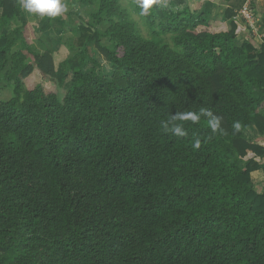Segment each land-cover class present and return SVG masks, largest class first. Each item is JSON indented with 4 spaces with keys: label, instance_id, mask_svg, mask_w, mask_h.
<instances>
[{
    "label": "trees",
    "instance_id": "obj_1",
    "mask_svg": "<svg viewBox=\"0 0 264 264\" xmlns=\"http://www.w3.org/2000/svg\"><path fill=\"white\" fill-rule=\"evenodd\" d=\"M139 2L152 38L119 0H76L86 28L61 42L70 56L56 67L50 18L36 49L19 0H0L11 87L0 101V264H264V190L251 183L264 158V40L239 43L231 11L216 30L210 3L156 0L142 15ZM88 44L108 76L93 60L84 71ZM201 107L225 134L203 119L182 138L161 128ZM252 128L262 137L248 141Z\"/></svg>",
    "mask_w": 264,
    "mask_h": 264
},
{
    "label": "rangeland",
    "instance_id": "obj_2",
    "mask_svg": "<svg viewBox=\"0 0 264 264\" xmlns=\"http://www.w3.org/2000/svg\"><path fill=\"white\" fill-rule=\"evenodd\" d=\"M119 4L127 12V19L134 28L145 38H152L150 35V30L146 25V21L136 13V11L131 7L133 0H119ZM76 0L67 1L68 13L71 15V18L66 16H61L57 18H50L51 27L48 31V35L52 39L53 49H54V61L55 66L70 56V53L67 49L61 44L64 39L68 38H77L80 35L78 26L86 28L85 23L87 18L83 16L84 22L81 23L79 19L75 16L76 13L79 14L81 9L80 6L74 5ZM27 22V32L26 37L28 39L31 47L38 49V43L36 42L40 36V33L36 30L40 25V18L36 16H26ZM82 33V31H81ZM161 38H159V41ZM162 41H169V38H164ZM86 50L89 54V58L86 59V65L84 71H88L92 66L91 60L96 61L99 67L97 68L98 72L103 76H108L112 69L105 63V61L97 54L93 45L88 44ZM69 88V84L65 86V90ZM11 97V87L8 86L6 81L3 78V75L0 74V101H5Z\"/></svg>",
    "mask_w": 264,
    "mask_h": 264
},
{
    "label": "crops",
    "instance_id": "obj_3",
    "mask_svg": "<svg viewBox=\"0 0 264 264\" xmlns=\"http://www.w3.org/2000/svg\"><path fill=\"white\" fill-rule=\"evenodd\" d=\"M69 0H65L67 3ZM245 0H185L184 4L179 7H187L190 11L198 12L204 3L212 5V24L216 30H225L228 27V21L225 20L226 11H231L235 15L233 20L239 24V43L242 40L252 38L256 44H261L264 40V0H253L251 17L244 19L239 11ZM23 11V10H22ZM25 18L27 14L23 11ZM54 57V56H53ZM55 63V61H54ZM260 136L255 128L245 133V139L252 141ZM264 137V136H263ZM262 169L251 174V183L257 191L264 190V158L258 160Z\"/></svg>",
    "mask_w": 264,
    "mask_h": 264
},
{
    "label": "clouds",
    "instance_id": "obj_4",
    "mask_svg": "<svg viewBox=\"0 0 264 264\" xmlns=\"http://www.w3.org/2000/svg\"><path fill=\"white\" fill-rule=\"evenodd\" d=\"M156 0H140L139 7L142 15L149 14L152 5ZM21 9L29 16L39 18H57L63 16L68 11V5L65 0H19ZM206 120L211 133L225 134L223 128V117L217 115L211 108L201 107L198 111L175 112L168 119L161 121V128L166 132L177 137H185L188 133L185 128V122H199ZM236 132L241 129V124L236 121L233 126ZM200 140L196 139L194 147H200Z\"/></svg>",
    "mask_w": 264,
    "mask_h": 264
},
{
    "label": "built area",
    "instance_id": "obj_5",
    "mask_svg": "<svg viewBox=\"0 0 264 264\" xmlns=\"http://www.w3.org/2000/svg\"><path fill=\"white\" fill-rule=\"evenodd\" d=\"M252 2L253 0H245L241 10L239 11V14L246 20L251 17Z\"/></svg>",
    "mask_w": 264,
    "mask_h": 264
}]
</instances>
